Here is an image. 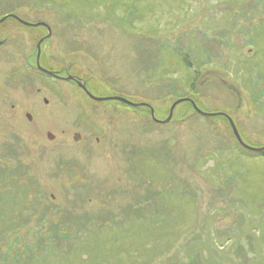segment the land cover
Wrapping results in <instances>:
<instances>
[{
  "label": "rangeland",
  "instance_id": "1",
  "mask_svg": "<svg viewBox=\"0 0 264 264\" xmlns=\"http://www.w3.org/2000/svg\"><path fill=\"white\" fill-rule=\"evenodd\" d=\"M9 11L51 25L43 65L95 97L160 122L181 99L198 110L160 124L34 72L30 121L0 78V264H264V153L226 118L264 147V0H0Z\"/></svg>",
  "mask_w": 264,
  "mask_h": 264
},
{
  "label": "flooded vegetation",
  "instance_id": "2",
  "mask_svg": "<svg viewBox=\"0 0 264 264\" xmlns=\"http://www.w3.org/2000/svg\"><path fill=\"white\" fill-rule=\"evenodd\" d=\"M9 20H13L19 24L20 27H17L8 33H0V78L4 79V82L1 79L4 91H6V93L9 92L16 94V98L12 97L14 102L10 104V107L13 110L20 111L21 114L32 121L33 118L30 115L31 110L30 108L28 109V107L31 106L26 103L28 94L34 92V89H36L37 92L36 96L44 94V90L35 85L32 80V74L34 72L53 77L58 81L72 83L91 99L87 93V91H89L88 87L85 86L87 91L82 88L83 83L87 85L86 81H82L79 77H73L74 79L67 80V77L70 76L68 70L61 69L60 71H51L43 65L45 44L52 40L54 35L51 25L42 21L32 22L26 20V18L19 12L9 11L0 18V26ZM26 23L40 25L33 26L27 25ZM28 28H42V31L37 38L32 39V33L27 32ZM15 30H19L20 32ZM33 41H37L35 42V45ZM32 46L35 48V52L33 51ZM38 58L41 68L54 72L53 75L45 73L38 67ZM12 62L13 64H11ZM64 73L67 76L62 75ZM45 102L46 104L48 103L47 100H45ZM8 151L10 152L11 150Z\"/></svg>",
  "mask_w": 264,
  "mask_h": 264
},
{
  "label": "water",
  "instance_id": "3",
  "mask_svg": "<svg viewBox=\"0 0 264 264\" xmlns=\"http://www.w3.org/2000/svg\"><path fill=\"white\" fill-rule=\"evenodd\" d=\"M2 21H3V20H2ZM0 23H1V21H0ZM26 24H27V25H32V24H28V23H26ZM38 25H40V24H37V25H34V26H38ZM41 25H42V24H41ZM37 65H38V67H39L42 71H44L45 73H48V74H50V75H53V72H49V71H47V70L41 68L40 63H39V58H38ZM69 79H73V78H69ZM82 88L86 90V88H85L84 86H83ZM88 95L90 96V98H92V99H94V100H96V101H98V102H103V101L113 100V101H119V102H121V103H124V104L130 105V106H132V107H138V106H146V107H149L150 110H151L152 118H153L154 120H156V118H155V114H154V109H153L151 106L147 105V104H134V103H132V102L126 100V99H123V98H121V97L97 98V97L93 96V95H92L91 93H89V92H88ZM185 101H189V102H191V103L193 104L194 108H195L196 110H198V108L196 107V105H195V103H194L193 100H191V99H182V100H178V101H177L176 103H174V105L171 107V110H170V116H169V117L167 118V120H165L163 123H168V122L171 120L172 116H173V113H174V110H175L176 106L179 105V104L182 103V102H185ZM203 115H205V116H209V114H204V113H203ZM226 117L228 118V120H229V122H230V124H231V127H232V129H233V132H234L235 136L237 137L239 143H240L244 148H247V149H249V150L256 151V152L264 151V148L256 149V148L248 147L246 144H244L243 141H242V139H241L240 136H239L238 130H237V128H236L234 122L232 121V119H231L230 117H228V116H226ZM156 121H157V120H156ZM47 137H48L49 140H53V139H54V136H53L51 133H48V134H47ZM79 138H80V137H79L78 135H76V136H75V141H78Z\"/></svg>",
  "mask_w": 264,
  "mask_h": 264
},
{
  "label": "trees",
  "instance_id": "4",
  "mask_svg": "<svg viewBox=\"0 0 264 264\" xmlns=\"http://www.w3.org/2000/svg\"><path fill=\"white\" fill-rule=\"evenodd\" d=\"M195 77V76H194ZM192 78V83H191V85L192 86H194L195 85V81H196V78ZM192 99V98H191ZM117 102H119V101H117ZM121 103V102H120ZM184 103H186L187 105H189V106H192V108H194L193 107V105H192V103L191 102H184ZM123 104V103H122ZM123 105H126V106H129V105H127V104H123ZM176 108H177V106H176ZM176 108H175V110H176ZM175 112V111H174ZM157 123H159V122H157ZM160 124H162V123H160ZM230 126V125H229ZM84 245H86L85 243L84 244H81L80 246H84ZM79 246V247H80ZM83 254V253H82ZM25 255H26V253H25ZM27 256V255H26Z\"/></svg>",
  "mask_w": 264,
  "mask_h": 264
}]
</instances>
